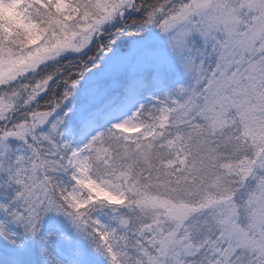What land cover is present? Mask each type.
I'll list each match as a JSON object with an SVG mask.
<instances>
[{
  "label": "snow or ice",
  "instance_id": "1",
  "mask_svg": "<svg viewBox=\"0 0 264 264\" xmlns=\"http://www.w3.org/2000/svg\"><path fill=\"white\" fill-rule=\"evenodd\" d=\"M0 264H264V0H0Z\"/></svg>",
  "mask_w": 264,
  "mask_h": 264
}]
</instances>
